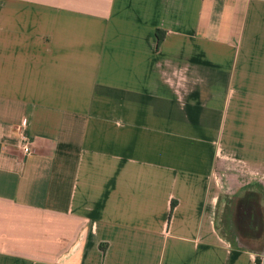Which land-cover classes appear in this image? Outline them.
Instances as JSON below:
<instances>
[{
	"label": "crops",
	"instance_id": "obj_1",
	"mask_svg": "<svg viewBox=\"0 0 264 264\" xmlns=\"http://www.w3.org/2000/svg\"><path fill=\"white\" fill-rule=\"evenodd\" d=\"M248 190L264 0H0V264H264L216 224Z\"/></svg>",
	"mask_w": 264,
	"mask_h": 264
},
{
	"label": "rangeland",
	"instance_id": "obj_2",
	"mask_svg": "<svg viewBox=\"0 0 264 264\" xmlns=\"http://www.w3.org/2000/svg\"><path fill=\"white\" fill-rule=\"evenodd\" d=\"M220 231L242 246L264 248V202L259 193L223 195L216 212Z\"/></svg>",
	"mask_w": 264,
	"mask_h": 264
},
{
	"label": "built area",
	"instance_id": "obj_3",
	"mask_svg": "<svg viewBox=\"0 0 264 264\" xmlns=\"http://www.w3.org/2000/svg\"><path fill=\"white\" fill-rule=\"evenodd\" d=\"M18 137L23 142L22 148L24 150H28L29 149V136L26 130L21 126L18 128Z\"/></svg>",
	"mask_w": 264,
	"mask_h": 264
},
{
	"label": "trees",
	"instance_id": "obj_4",
	"mask_svg": "<svg viewBox=\"0 0 264 264\" xmlns=\"http://www.w3.org/2000/svg\"><path fill=\"white\" fill-rule=\"evenodd\" d=\"M162 37H163V33L160 30H157V43H159V41L161 40ZM250 192L258 193V192L253 191V190H251Z\"/></svg>",
	"mask_w": 264,
	"mask_h": 264
}]
</instances>
